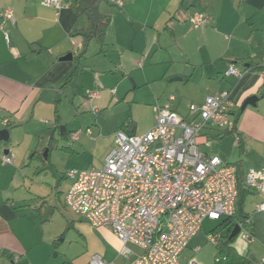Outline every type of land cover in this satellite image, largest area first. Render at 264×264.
Returning a JSON list of instances; mask_svg holds the SVG:
<instances>
[{
	"label": "crops",
	"instance_id": "crops-1",
	"mask_svg": "<svg viewBox=\"0 0 264 264\" xmlns=\"http://www.w3.org/2000/svg\"><path fill=\"white\" fill-rule=\"evenodd\" d=\"M71 5L65 0L56 9L43 0H0V131L9 132L8 143L0 148V264H89L94 255L131 264L143 254L129 244L132 256L124 259L123 244L111 230L95 228L78 216L62 213L56 218L61 211L44 189L51 185L26 164L46 136L77 143V149L61 147L74 156L102 148L104 166L116 133H146L159 106L170 103L186 117L190 104L202 105L207 97L228 91L239 139L207 129L201 150L215 139L225 154L229 136V159L215 156L238 164L244 178L250 168L264 169V72L254 70L264 65V0H105L99 10L110 21L103 43L92 39L86 47L91 21ZM8 7L14 21L3 18ZM196 11L210 17L201 29L190 23ZM69 54L72 60H61ZM231 66L244 75L228 74ZM187 68L192 69L189 76ZM179 77L183 79L173 80ZM253 96L255 105L242 110ZM69 111L71 122L63 120ZM50 150L46 165L53 166ZM3 155L13 163L4 165ZM66 174L63 179L71 182ZM263 201L253 191L245 203L254 240L238 236L231 243L252 264H261L264 256V212L256 211ZM207 222L214 226L205 233ZM220 223L206 220L179 264H229L223 247L226 231H215ZM214 234L223 238L217 244L210 241Z\"/></svg>",
	"mask_w": 264,
	"mask_h": 264
},
{
	"label": "built area",
	"instance_id": "built-area-1",
	"mask_svg": "<svg viewBox=\"0 0 264 264\" xmlns=\"http://www.w3.org/2000/svg\"><path fill=\"white\" fill-rule=\"evenodd\" d=\"M43 3L62 9L65 0ZM116 4L124 6L121 1ZM3 18L14 21L12 7L6 8ZM209 21V15L200 11L190 18L194 29ZM244 73L234 66L228 71L239 78ZM169 99L174 101L173 96ZM233 107L228 91L207 97L202 105L190 104L186 117L170 103L159 106L155 124L146 133H116L101 169L66 174L71 180L67 206L93 227L111 230L123 244L120 256L124 259L132 256L129 244L142 249L143 254L131 264H179L181 253L206 220L220 222L235 213L237 167L201 150L207 129L232 132L239 139ZM2 163L10 165L13 158L3 155ZM245 183L264 198V169L250 168ZM256 211L264 212V201ZM239 235L247 242L254 240L251 230L241 229ZM219 238L214 234L210 241L217 244ZM89 264L117 263L94 255Z\"/></svg>",
	"mask_w": 264,
	"mask_h": 264
},
{
	"label": "rangeland",
	"instance_id": "rangeland-1",
	"mask_svg": "<svg viewBox=\"0 0 264 264\" xmlns=\"http://www.w3.org/2000/svg\"><path fill=\"white\" fill-rule=\"evenodd\" d=\"M187 100L184 98L183 100V107L186 108L187 106ZM185 113V110L183 112ZM74 117L70 114V111L68 114H65L63 117L64 121H73ZM73 125L70 123V127ZM93 131V127H90ZM72 129V128H71ZM57 138H59V131L57 132ZM50 136L47 138L45 137L44 141L41 143V146L39 147L38 151L35 152V155L32 153L30 158L27 159L26 164L28 165V168L36 169L39 171L40 179L46 183H49L51 187L44 184L46 189V193H49L51 202L56 205L61 212H56V218H60L62 213L69 217H76L69 208H67L64 204V196L66 192L68 191L69 186L71 185V182L63 179V176L68 173L70 170H92V169H101L102 164V148L97 149L94 153L89 152L87 155H80V156H74L71 154H66L64 151L61 150V147L70 145L72 149H77L76 147L79 146L77 143L69 140H63L59 138V142H55L51 146H48ZM227 143H225V147L228 148L226 150L225 154L223 152V146L220 143V141H217L215 139H210L209 145L203 146L202 151L204 153H208L210 155H220L223 158L229 159V136L226 137ZM8 142H0V148L4 147L5 144ZM51 149V165H46V152L47 150ZM31 166V167H30ZM45 167V168H43ZM36 187V186H34ZM55 187V188H52ZM43 193V192H42ZM58 193H63V197L61 200L57 198ZM59 220V219H58ZM214 224L211 222H207L204 225L203 232L207 233L211 227H213ZM240 241V238L237 239V242Z\"/></svg>",
	"mask_w": 264,
	"mask_h": 264
},
{
	"label": "trees",
	"instance_id": "trees-1",
	"mask_svg": "<svg viewBox=\"0 0 264 264\" xmlns=\"http://www.w3.org/2000/svg\"><path fill=\"white\" fill-rule=\"evenodd\" d=\"M72 1V7L82 14H86L91 21V32L89 35H85L84 46L86 47L92 39H97L100 43H103L106 28L109 24V17L100 13V5L105 0H66ZM254 70L264 72L263 66H255ZM237 129L235 133L238 135ZM232 133V132H231ZM239 136V135H238ZM56 141L53 135L50 139V146ZM238 169V198L235 206V213L233 216L223 219L218 225L215 231H226L224 238L225 253L229 264H252L245 256L240 255L235 248L231 246V243L240 235L230 239V235L235 226L239 225L241 229L251 230L253 233L252 223L249 217L246 215L244 208L247 197L254 191L249 188L245 183V178L242 176V169L238 164H233ZM221 236L219 238L223 239Z\"/></svg>",
	"mask_w": 264,
	"mask_h": 264
},
{
	"label": "water",
	"instance_id": "water-1",
	"mask_svg": "<svg viewBox=\"0 0 264 264\" xmlns=\"http://www.w3.org/2000/svg\"><path fill=\"white\" fill-rule=\"evenodd\" d=\"M72 59H73L72 54H69L68 56L61 58L62 61H67V60H72ZM191 72H192V69L187 68L185 75L189 76L191 74ZM182 79L183 78L179 77V78H174L173 80L181 81ZM256 101H257L256 96H253V97L247 99L242 106V110H244L248 105H255ZM65 130H66L65 127H61V133L65 132ZM130 132L131 131H129V133ZM8 140H9V132L7 130L0 131V142H2V141L7 142ZM239 233H240V226L237 225V226H235L234 230L232 231V233L230 235V239L237 237L239 235Z\"/></svg>",
	"mask_w": 264,
	"mask_h": 264
}]
</instances>
